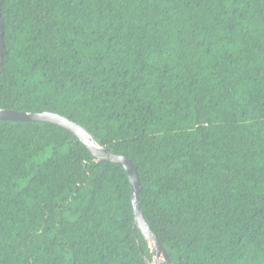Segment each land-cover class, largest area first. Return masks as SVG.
Returning <instances> with one entry per match:
<instances>
[{"label":"trees","instance_id":"1","mask_svg":"<svg viewBox=\"0 0 264 264\" xmlns=\"http://www.w3.org/2000/svg\"><path fill=\"white\" fill-rule=\"evenodd\" d=\"M0 108L128 156L174 264H264V0H3ZM120 165L0 119V264H149Z\"/></svg>","mask_w":264,"mask_h":264},{"label":"water","instance_id":"2","mask_svg":"<svg viewBox=\"0 0 264 264\" xmlns=\"http://www.w3.org/2000/svg\"><path fill=\"white\" fill-rule=\"evenodd\" d=\"M2 2L3 0H0V74L3 66L5 51ZM0 119L13 121L50 122L52 124L58 125L74 134L83 144H85L97 161L110 162L122 166L127 171L131 182L135 226L141 230L143 236L148 242L153 254V261L155 259H162L163 261L161 264H174L161 238L154 232L153 228L149 225L145 217L143 208L141 206L140 177L137 169L135 168L134 162L128 156L112 152L108 146L100 143L82 124L63 114L51 110L33 112L0 108ZM153 261H149V264H151Z\"/></svg>","mask_w":264,"mask_h":264},{"label":"bare ground","instance_id":"3","mask_svg":"<svg viewBox=\"0 0 264 264\" xmlns=\"http://www.w3.org/2000/svg\"><path fill=\"white\" fill-rule=\"evenodd\" d=\"M162 259H155L154 261H153V264H161L162 263Z\"/></svg>","mask_w":264,"mask_h":264},{"label":"rangeland","instance_id":"4","mask_svg":"<svg viewBox=\"0 0 264 264\" xmlns=\"http://www.w3.org/2000/svg\"><path fill=\"white\" fill-rule=\"evenodd\" d=\"M151 264H153V262H151Z\"/></svg>","mask_w":264,"mask_h":264}]
</instances>
